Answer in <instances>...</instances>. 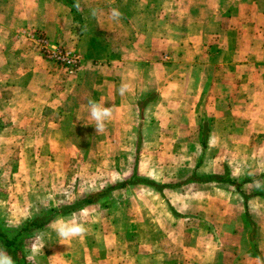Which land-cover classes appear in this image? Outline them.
I'll return each mask as SVG.
<instances>
[{
  "label": "rangeland",
  "instance_id": "1",
  "mask_svg": "<svg viewBox=\"0 0 264 264\" xmlns=\"http://www.w3.org/2000/svg\"><path fill=\"white\" fill-rule=\"evenodd\" d=\"M56 1L59 16L69 17L63 26L71 47L17 19L36 0H0V231L12 241L8 245L0 238V252L13 264H250L248 259L256 264L262 258L264 199L254 195L264 194V131L251 141L242 132L232 145H202L215 121L232 120L208 114L206 91L212 90L205 83L196 89L195 54L180 50L185 39L197 37L200 0L136 3L140 51L155 49L153 61L167 62L168 68L155 70V82H140L139 110L150 105L142 119L131 114L128 98V106L112 112L101 133L87 106L100 101L97 94L88 100L84 90L72 89L83 66L78 43L96 10L104 13V22L108 12H125L131 3ZM44 8L41 16L57 12L46 3ZM117 20L120 27L123 20ZM151 26L155 34H148ZM44 46L77 53L78 72L45 58ZM204 55L212 61L208 50ZM211 70H204L205 81ZM202 93L204 101H197ZM212 176L250 182L241 192L227 183L199 182ZM141 180L175 187L162 196L135 184L93 205L84 202L91 194ZM242 194L252 199L249 209ZM65 222L82 224L84 233L61 238L57 228Z\"/></svg>",
  "mask_w": 264,
  "mask_h": 264
},
{
  "label": "crops",
  "instance_id": "2",
  "mask_svg": "<svg viewBox=\"0 0 264 264\" xmlns=\"http://www.w3.org/2000/svg\"><path fill=\"white\" fill-rule=\"evenodd\" d=\"M127 1L131 5L127 11L119 12V18H115L113 11H110L111 13L104 15L106 20L101 22L104 20V13L100 10H96L90 19L87 18L85 33L78 43L83 54V66L79 80L72 89L84 90L88 100L90 97L95 98L97 94L100 99L98 104L103 105L108 101L109 105L106 107H109L111 112H122V109L128 106L127 99H132L131 114L138 115L137 118L140 115L142 119L150 105H147L143 112L139 110L136 100L139 84L155 82V70H165L168 63L154 62L152 57L156 58V50L153 48L140 51L141 30L137 24L140 12L136 10L139 0ZM36 2L27 6L26 16L21 15L17 19L28 28L45 30L55 44L71 47L73 42L70 41L72 38L68 27L63 26L64 23L68 25L69 17H66V14V18L59 16L60 3L56 0ZM45 3L46 7L49 5L57 10L55 15L53 11L47 10L41 16ZM39 7L42 8L40 13ZM197 8L194 22L197 37L195 41L185 39L186 42L180 44V50H191L195 54V59L192 60L195 63L191 66L197 71L196 89H202L201 84L205 83L206 88L212 90L210 94L206 89L208 114L213 118L230 115L232 120L215 121L209 127L206 146H221L226 141L229 142L226 144L232 145L231 141L234 139L238 141L243 138L242 132H245V136L251 141L256 134L264 131V0H200ZM141 17L145 19L144 14ZM117 19L123 20L120 27L116 25L119 22ZM147 23L151 25L150 21ZM154 28L147 27L148 34H155ZM185 32H188L187 29ZM206 50L211 54V62L204 59ZM182 57L184 56L181 55V62ZM208 67L212 69L211 75L205 81L202 74ZM181 81L183 82L182 78ZM122 83L130 86V90L123 96L119 92ZM69 90L67 87V91ZM203 96L205 97L203 93L199 95L197 101H204ZM134 103L137 108L135 111ZM123 114L128 115L126 112ZM106 124L105 121V126ZM251 200L247 201L248 209ZM260 233L262 258L257 259L256 264H264L263 228ZM248 262L254 263L249 259Z\"/></svg>",
  "mask_w": 264,
  "mask_h": 264
},
{
  "label": "clouds",
  "instance_id": "3",
  "mask_svg": "<svg viewBox=\"0 0 264 264\" xmlns=\"http://www.w3.org/2000/svg\"><path fill=\"white\" fill-rule=\"evenodd\" d=\"M119 12L114 10L113 16L119 18ZM130 90V86L127 83H122L119 89L120 95L123 96ZM88 111L90 117L95 121V128L97 133H101L105 130V121L112 116L111 109L109 107L98 104L95 101H89ZM85 228L82 224L65 222L60 223L57 232L63 239L76 237L82 235ZM0 264H13L12 258L4 252H0Z\"/></svg>",
  "mask_w": 264,
  "mask_h": 264
},
{
  "label": "trees",
  "instance_id": "4",
  "mask_svg": "<svg viewBox=\"0 0 264 264\" xmlns=\"http://www.w3.org/2000/svg\"><path fill=\"white\" fill-rule=\"evenodd\" d=\"M68 3L72 4V0H66ZM145 109V106H141L140 107V110L141 112H143ZM207 132L205 131V136H204V139H203V145L206 146L207 145ZM194 180V179H193ZM196 180V178H195ZM199 182H202V183H227L233 187H235L239 192H241V188L243 185L249 183L250 181L249 180H244L243 182L239 183V182H235L229 178H219L218 176H212V177H208V178H205L204 180H199ZM135 184H143V185H147L149 187H153L155 188L159 193L160 195H164V192L165 190L167 189H173L175 186H172V185H162V186H159L156 184V182H152V181H148V180H141L140 182L138 183H134L132 181L130 182H126V183H122V184H119V185H115V186H112L108 189H106L105 191L101 192V193H98V194H91L90 196H87V198L84 200L85 203H87V205H93L95 204L99 198L103 195H110L112 192L114 191H117V190H120V189H124L126 188L127 186H130V185H135ZM243 198L245 200V202H247L250 197L248 196H245L243 195ZM255 197H261L264 199V194H259V195H254ZM253 196V197H254ZM247 224L252 227L253 226V222L251 220V217L249 215V212H247L246 214V218H245ZM32 225H35L36 227H40L39 225L40 224H37V223H32ZM0 238L4 239L5 240V243L10 245L12 243L11 240H9V238L3 234V232L0 231Z\"/></svg>",
  "mask_w": 264,
  "mask_h": 264
},
{
  "label": "built area",
  "instance_id": "5",
  "mask_svg": "<svg viewBox=\"0 0 264 264\" xmlns=\"http://www.w3.org/2000/svg\"><path fill=\"white\" fill-rule=\"evenodd\" d=\"M42 50L44 57L48 60L56 62L57 64H62L70 70L71 73L78 72L81 61L77 53L49 46H44Z\"/></svg>",
  "mask_w": 264,
  "mask_h": 264
}]
</instances>
